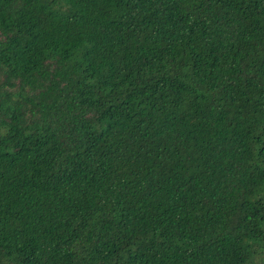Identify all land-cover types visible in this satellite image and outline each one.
Here are the masks:
<instances>
[{"label": "trees", "instance_id": "16d2710c", "mask_svg": "<svg viewBox=\"0 0 264 264\" xmlns=\"http://www.w3.org/2000/svg\"><path fill=\"white\" fill-rule=\"evenodd\" d=\"M0 264H264V0H0Z\"/></svg>", "mask_w": 264, "mask_h": 264}]
</instances>
